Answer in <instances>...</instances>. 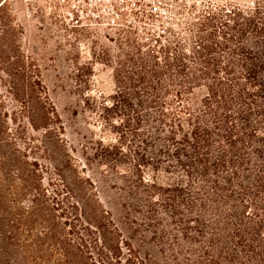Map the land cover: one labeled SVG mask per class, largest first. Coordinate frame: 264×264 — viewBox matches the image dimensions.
I'll list each match as a JSON object with an SVG mask.
<instances>
[{
	"label": "trees",
	"instance_id": "16d2710c",
	"mask_svg": "<svg viewBox=\"0 0 264 264\" xmlns=\"http://www.w3.org/2000/svg\"><path fill=\"white\" fill-rule=\"evenodd\" d=\"M187 29L114 68L117 138L96 157L122 183L119 219L24 54L0 49V264H264V0Z\"/></svg>",
	"mask_w": 264,
	"mask_h": 264
},
{
	"label": "rangeland",
	"instance_id": "374dc122",
	"mask_svg": "<svg viewBox=\"0 0 264 264\" xmlns=\"http://www.w3.org/2000/svg\"><path fill=\"white\" fill-rule=\"evenodd\" d=\"M161 1L0 0V49L18 48L24 54L60 116L64 150L82 176L97 181L95 192L118 219L122 183L110 179L112 171L98 162L96 147L97 141L108 144L117 138L104 108L112 103L114 68L123 52L159 49L174 34L185 35L189 22L204 9L221 4L251 7L262 0ZM0 90L4 109L11 112V95L2 80ZM35 157L52 163L42 152Z\"/></svg>",
	"mask_w": 264,
	"mask_h": 264
},
{
	"label": "built area",
	"instance_id": "2783aa9c",
	"mask_svg": "<svg viewBox=\"0 0 264 264\" xmlns=\"http://www.w3.org/2000/svg\"><path fill=\"white\" fill-rule=\"evenodd\" d=\"M77 1H80V0H77ZM89 1H93V0H89ZM158 2H160V3H161L162 1H161V0H158ZM115 21H116V17H115V16H113V17H112V22L114 23Z\"/></svg>",
	"mask_w": 264,
	"mask_h": 264
}]
</instances>
